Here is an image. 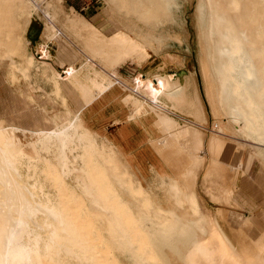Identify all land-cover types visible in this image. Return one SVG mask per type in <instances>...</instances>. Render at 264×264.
Returning <instances> with one entry per match:
<instances>
[{"label": "bare ground", "instance_id": "bare-ground-1", "mask_svg": "<svg viewBox=\"0 0 264 264\" xmlns=\"http://www.w3.org/2000/svg\"><path fill=\"white\" fill-rule=\"evenodd\" d=\"M203 2L200 47L208 51L218 84L216 94L209 83L206 87L213 111L239 135L264 144V54L255 45L254 9L244 0ZM9 32L0 22L6 53L0 61L7 60L6 76L14 82V56L24 49ZM55 72L49 77L52 94L64 111L50 113L52 131L33 132L24 141L0 119V264H264V207L256 212L249 204L247 219L230 212L235 232L247 243L241 248L218 214L200 211L194 172L158 176L153 187L167 198L161 204L115 147L75 118ZM133 79L135 87L143 84L140 73ZM218 143L216 137L210 142L211 170ZM254 148V155L264 159V151ZM254 155L248 154L236 173L241 196L264 190L263 169L256 178L247 175ZM186 176L191 178L185 199L178 179Z\"/></svg>", "mask_w": 264, "mask_h": 264}, {"label": "rangeland", "instance_id": "rangeland-1", "mask_svg": "<svg viewBox=\"0 0 264 264\" xmlns=\"http://www.w3.org/2000/svg\"><path fill=\"white\" fill-rule=\"evenodd\" d=\"M151 1L152 3L148 0H74L78 5L72 7L68 0H0V12H2L0 22L10 31V37L18 38L24 49V54L14 56L13 66L15 60L23 59L26 49L28 51L27 61L21 65L16 64L13 68L16 71L27 70L26 78L18 75V79L10 82L6 76L7 60L0 61V110L6 121L19 120L13 114L14 109L13 106L10 107V102L19 93L27 97V92L33 95L34 105L44 106L47 113H53L62 108L59 98L48 94L52 87L49 79L51 74L49 64L47 66L40 64L38 67L33 64L40 58L37 57L36 48L24 36L30 19L35 18L39 21L45 43L51 40L53 44H50L54 48L56 44L58 46L64 44L73 49L80 56L78 64L81 59L85 61L87 56L93 58V53H97V56L93 58L96 62L95 69L113 84L115 78L123 82L125 92H130L128 87H132L133 75L137 72L143 74L142 70H135L134 66H139L149 53L158 55L159 62L163 61L159 65V70L152 74H143L146 79L143 89H138V93H131L140 103L149 105L147 112L167 116L166 120H170L169 123L175 122L174 132L177 128L182 132L177 139L189 159L188 167L194 171L193 176L196 177L194 191L198 197L200 211L213 216L218 214V221L225 225L228 235L242 248L247 243L244 245L245 242L235 232L233 221L229 218L230 212L239 214L243 219L250 218L252 213L249 204L255 208L256 212L258 208L264 207V190L253 189L241 196L237 190L239 187L236 186V173L243 168V162L245 164L248 154L254 155V147L264 151V144H254L250 138L239 135L228 125L223 115H215L213 111L206 87L209 83L213 94H216L218 84L216 79L211 77L212 69L209 68L211 62L208 51L201 50L199 39V6L205 1ZM244 1L254 9L255 45L260 53L264 54V0ZM81 6L85 8L80 9ZM93 12L96 14L94 15ZM82 15L98 26L94 18L97 15L103 16L102 21L112 26V31L108 29L106 32L116 34L110 35L111 37L103 34L98 46L96 42L102 34L95 31L89 33L79 21H74L75 19L84 21ZM106 17L109 19L108 22ZM257 25L260 27L259 30L263 31L262 35L256 29ZM87 34H90L89 37ZM213 36L215 39L216 33ZM1 38L0 36V57L5 58L3 55L6 53L2 50L5 43L1 41ZM107 47L116 57L111 60L110 65L118 66L111 67L104 58ZM97 49L99 51L95 52ZM123 57H126L125 61L120 63ZM126 68L130 71L128 75L124 74L127 72ZM86 124L97 130L92 123L86 121ZM165 124L168 123L165 122ZM98 133L101 134L99 131ZM166 137L170 144L174 145L167 149L171 153L176 148V136L169 133ZM213 137H216L219 143L218 147L214 148V153L217 155L215 167L211 170L213 153L209 146ZM174 153L172 158L175 161L184 160L185 156L179 154L177 149H174ZM255 155L247 173L251 178H256L261 169L264 172V159ZM151 164H155L159 170H166V166L159 158L153 159L147 165L148 170L144 172L137 171L132 165L141 177L142 185L147 189L153 187L158 180L155 171L150 168ZM185 178L178 179V186L180 196L186 199L189 194L187 185L191 177ZM244 179V173H242L239 181L242 182ZM150 190L156 192L161 204L167 203L164 190L156 187ZM167 254L171 257L173 250L168 249Z\"/></svg>", "mask_w": 264, "mask_h": 264}, {"label": "crops", "instance_id": "crops-1", "mask_svg": "<svg viewBox=\"0 0 264 264\" xmlns=\"http://www.w3.org/2000/svg\"><path fill=\"white\" fill-rule=\"evenodd\" d=\"M68 3H70L72 7L78 5L74 0H68ZM82 8L85 7L81 6L80 9ZM93 14L95 15L96 13L93 12ZM82 16L85 22L79 19L73 20L79 21L80 25L85 27V30L89 31V33L95 31L102 34L98 42H96L98 46L101 43L103 34L107 36L116 34L115 32L112 34L111 32H106L108 29L112 31V26L110 23L106 24L102 21L104 20L102 18L103 16L97 15L94 18L99 26L89 20L85 15ZM108 21L109 19L106 17V22ZM42 33L43 30L39 21H36L35 18L30 19L25 28L24 36L32 43V46L36 48L37 57L40 58L33 63L34 66L38 67L40 64H45V66H47L49 64L52 70L51 73L56 71L55 73L60 75L59 85L61 92L66 98L68 107H71L70 110L73 112L75 118H77L92 134L111 143L115 147L120 158L128 165L129 169L141 184V177L135 172L132 165L137 171L144 172L148 170L147 165H149L153 159L157 160L159 158L167 167L166 170H159L155 164H151L150 168L155 171L156 177L167 173L181 176L184 173L189 174L194 172L188 167L189 159L185 154L183 146L177 139L182 132H180L178 128L174 132L175 122L173 121V124H165L167 116H162L155 112H147L149 105L140 103L132 94L138 93V89H143L146 82L145 75L143 74H152L159 70V65L163 63V61L159 62L158 55L149 53L148 57L142 60L139 66H134L135 70H142L143 74L141 72L135 74L137 75L140 73L142 75L144 80L143 84L139 87L134 86L133 78L136 76L134 74L131 81L132 87H128L130 92H125L123 82L115 78V83L113 84L107 77L101 75V73L95 69L94 65L96 62L93 58L97 56V53H93V58L87 56L85 61L81 59L78 64L77 61L80 59V56L77 55L73 49L64 44H59V46L56 44L54 48L50 44H53L51 40H47L46 43L43 41ZM89 35L90 34H87V37H89ZM24 44L26 47L25 39ZM107 46L110 47L109 44H107ZM108 47L106 48L104 58L110 65L111 60L116 57L111 54V50H109ZM96 51H99V49L95 50V52ZM27 58L28 51L26 49L24 58H17L14 62V66L16 64H23V62L27 61ZM110 66L116 67L118 65L113 64ZM14 71L21 77L26 78L28 76L27 70L23 71L22 69H18L16 71L14 69ZM125 71H127L124 73L125 75H128L130 72L127 68ZM17 72H19V74ZM120 72L123 73L122 71ZM50 76L51 74L49 77ZM51 85V92H48L50 95L53 91V84L51 83ZM26 95L28 98L19 93L16 95L15 99L10 102V107L13 106L14 109L13 114L18 117L19 120L6 121L3 118V112L0 110V119L3 120L6 125L15 129L16 131H14L17 135L24 141H27L28 135L31 136L30 134L33 132H50V130L52 131L54 129V123L50 120V113L46 112L44 106L37 107L34 105V97L31 93L27 92ZM45 105H47V103H45ZM63 111L64 109L62 106V108L56 112L59 113ZM85 120L88 123H92L97 130L87 125ZM98 131L101 132V134L98 133ZM169 133L176 136L177 143L174 149H177L179 154L185 156L183 161H175L172 158L175 154L174 149L171 153L167 151L169 147L174 146L167 140L168 138L166 136Z\"/></svg>", "mask_w": 264, "mask_h": 264}]
</instances>
